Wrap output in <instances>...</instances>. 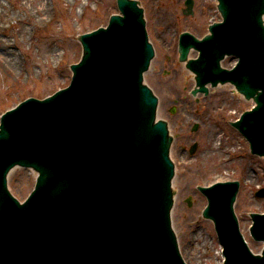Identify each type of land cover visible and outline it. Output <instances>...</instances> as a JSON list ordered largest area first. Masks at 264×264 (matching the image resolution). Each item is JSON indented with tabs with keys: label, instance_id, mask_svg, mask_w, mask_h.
Masks as SVG:
<instances>
[{
	"label": "water",
	"instance_id": "obj_1",
	"mask_svg": "<svg viewBox=\"0 0 264 264\" xmlns=\"http://www.w3.org/2000/svg\"><path fill=\"white\" fill-rule=\"evenodd\" d=\"M217 1L223 22L202 40L182 34L179 60L191 48L199 53L186 64L196 75L193 95L231 83L253 99L255 107L232 126L264 157V0ZM117 5L122 17L79 38L83 57L71 66L68 88L1 118L0 264H185L170 225L171 138L155 117L157 95L143 85L153 49L137 3ZM185 6L183 14L192 15L193 1ZM230 55L235 66L222 69L221 60L225 68L234 64L223 59ZM15 166L38 172L36 185L30 169L9 173ZM7 182L20 201L35 189L21 205ZM238 188H199L208 199L203 216L214 222L224 264H264V250L253 255L239 232ZM251 217L253 238L264 241V215Z\"/></svg>",
	"mask_w": 264,
	"mask_h": 264
},
{
	"label": "rangeland",
	"instance_id": "obj_2",
	"mask_svg": "<svg viewBox=\"0 0 264 264\" xmlns=\"http://www.w3.org/2000/svg\"><path fill=\"white\" fill-rule=\"evenodd\" d=\"M135 1L143 9L154 49L144 83L157 95V118L167 123L172 137L171 223L182 258L186 264L222 261L213 224L201 216L206 199L197 187L226 179L240 183L234 211L249 248L259 253L263 244L250 236L249 215L264 212V199L254 196L264 188V159L251 155L245 139L230 126L253 102L230 84L209 87L207 96L192 97L194 77L178 61L179 35H206L208 26L221 20L217 3L193 0V15L185 16V0ZM118 13L116 0H0V116L26 98L41 99L68 86L69 67L82 54L78 36L106 26ZM195 56L194 51L189 53V58ZM172 107L174 114L169 112ZM194 124L198 129L191 132ZM216 136L221 141L214 142ZM194 143L197 149L190 155Z\"/></svg>",
	"mask_w": 264,
	"mask_h": 264
},
{
	"label": "bare ground",
	"instance_id": "obj_3",
	"mask_svg": "<svg viewBox=\"0 0 264 264\" xmlns=\"http://www.w3.org/2000/svg\"><path fill=\"white\" fill-rule=\"evenodd\" d=\"M156 119H158V118L156 117ZM210 137H211V135H210ZM215 140H220V141H221V137L218 138V137L216 136L215 139H214V142H215ZM216 146H217V148H219V144H216ZM204 242H207V241L204 240ZM217 255H218V256L221 255V250H218V251H217ZM218 264H222V261L218 262Z\"/></svg>",
	"mask_w": 264,
	"mask_h": 264
}]
</instances>
